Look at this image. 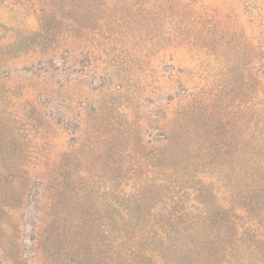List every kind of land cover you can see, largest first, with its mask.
<instances>
[{"label":"rangeland","instance_id":"rangeland-1","mask_svg":"<svg viewBox=\"0 0 264 264\" xmlns=\"http://www.w3.org/2000/svg\"><path fill=\"white\" fill-rule=\"evenodd\" d=\"M191 3L181 25L179 0H0V264H171V228L239 204L264 0ZM81 26L82 43L65 44ZM182 30L190 54L168 41ZM53 55L55 69L67 58L73 73L39 82L38 62ZM69 78L77 86L65 87ZM186 88L214 98L195 140L219 151L187 149L181 161L163 150V134ZM78 122L99 155L92 146L65 154ZM135 221L153 226L152 242L125 245L121 258L118 241L132 236L124 225Z\"/></svg>","mask_w":264,"mask_h":264},{"label":"trees","instance_id":"trees-1","mask_svg":"<svg viewBox=\"0 0 264 264\" xmlns=\"http://www.w3.org/2000/svg\"><path fill=\"white\" fill-rule=\"evenodd\" d=\"M191 4V0H179L181 25H183L182 23L185 19L183 12L189 9ZM38 36L40 35L38 34ZM84 37L85 35L82 36V26L79 29H71L65 32V44L68 46L69 44H74L78 47ZM187 40L188 33L185 30L178 33H170L168 37L169 42L179 41L180 50L190 54L191 49L186 47ZM169 46L171 45L167 47ZM197 46L195 51L200 48ZM257 56L259 59L256 73H251L246 82L247 88L245 86L246 90H248L250 84L253 83L255 92L248 90L246 93L247 102L243 110L244 123L240 133L243 163L240 173L241 191L239 193L240 196L235 197L239 198L240 202L238 205L232 202L229 208L227 207L226 209L223 207L218 209L206 208V211L202 214L205 219H213L210 222L203 220L193 223V225L172 226L173 228L171 229L176 232L177 237L171 246L174 251V259L171 264H264V45L262 43L258 47ZM63 60H65V70L55 69L52 65L56 61V55L48 58L44 63L40 60L34 77L39 82L49 84L54 74H63L65 72V75L68 73L70 76L73 72L66 69L69 68L67 66L68 59L63 58ZM172 76L168 77L167 80L174 79ZM252 76H254L253 81L251 79ZM66 81L65 87L70 83H75L77 86L78 78H72V80L69 78ZM175 84H177V81H175ZM190 91L187 88L182 91L183 94L178 99L181 101L179 118L170 127V135L168 133L163 134V150L170 152L181 161L184 159L183 154H187V149L196 152L197 158L203 157V153L206 151L209 153L213 150L219 151L215 147V142L209 139L203 140L206 143L203 148H198L199 141L195 140L196 129H201L196 121L203 116V119L212 117V113L208 111L215 109L213 107L209 108V104L214 98H204L202 97L203 95H194L192 92L189 93ZM216 98L218 100V97ZM199 101L203 103H199ZM202 104H208L207 107L209 109L201 108ZM193 120L195 121L194 125L192 123ZM68 122H66V125L67 128H70L68 127ZM165 122L167 124L170 122L167 115L165 116ZM75 130L74 134L78 135V137H74H76L77 141L67 149L65 154L76 153L82 148H90L91 146L95 148L94 154L99 155L102 152V145L96 143V141L90 145L84 143L80 122H78V127ZM209 132V130H205L204 134ZM3 146L5 147V145H1V147ZM152 228L151 224L140 223V221L125 224L124 232L132 233V236L128 241L118 237L119 257H124L123 247L125 245L133 244L132 247H134L138 244L141 245L143 241L150 245L152 241L149 242L148 239ZM208 230L216 231L212 241L205 235ZM220 232L222 234L221 237L218 235Z\"/></svg>","mask_w":264,"mask_h":264}]
</instances>
